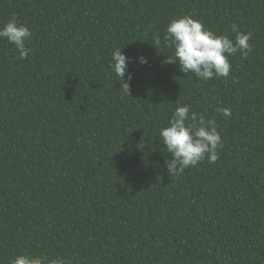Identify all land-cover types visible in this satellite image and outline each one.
<instances>
[{"label":"trees","instance_id":"obj_1","mask_svg":"<svg viewBox=\"0 0 264 264\" xmlns=\"http://www.w3.org/2000/svg\"><path fill=\"white\" fill-rule=\"evenodd\" d=\"M180 16L233 40L235 24L252 50L198 81L164 63ZM13 17L33 51L0 39V264H264V0H0V26ZM115 48L133 58L131 95ZM183 104L223 149L171 177L159 130Z\"/></svg>","mask_w":264,"mask_h":264},{"label":"clouds","instance_id":"obj_2","mask_svg":"<svg viewBox=\"0 0 264 264\" xmlns=\"http://www.w3.org/2000/svg\"><path fill=\"white\" fill-rule=\"evenodd\" d=\"M232 28L236 33L234 40L228 35L216 34L191 16L172 19L164 36L172 54L166 55L164 63L178 64L181 72L194 75L198 81L229 77L232 68L229 58L237 52L246 58L252 50L249 43L251 32L239 31L235 24ZM0 39H6L15 46L19 59H27L33 51L27 46L32 39L31 29L26 24L18 23L15 17L0 26ZM159 44L160 40L157 38L155 46ZM138 59L140 64H148L146 56L141 55ZM132 62L133 58L127 56L121 48H115L111 53L108 69L119 78L122 95H131L133 74L129 70V64ZM217 111L225 117L231 116L230 108H218ZM159 140L166 153L171 155L170 160L165 159V166L171 177L182 175L186 169L204 160L214 164L223 149L216 121L197 113L190 104L175 108L167 126L159 130ZM10 264H68V261L61 256L50 258L47 255L28 254L14 257Z\"/></svg>","mask_w":264,"mask_h":264}]
</instances>
